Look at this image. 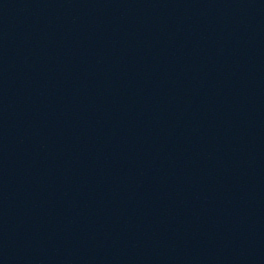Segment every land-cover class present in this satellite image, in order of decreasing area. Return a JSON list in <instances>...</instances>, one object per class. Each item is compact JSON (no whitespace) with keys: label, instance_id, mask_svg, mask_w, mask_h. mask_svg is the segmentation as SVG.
<instances>
[{"label":"water","instance_id":"obj_1","mask_svg":"<svg viewBox=\"0 0 264 264\" xmlns=\"http://www.w3.org/2000/svg\"><path fill=\"white\" fill-rule=\"evenodd\" d=\"M0 264H264V0H0Z\"/></svg>","mask_w":264,"mask_h":264}]
</instances>
